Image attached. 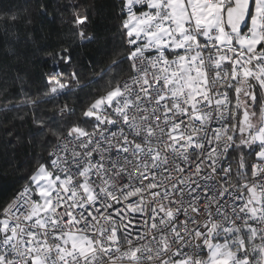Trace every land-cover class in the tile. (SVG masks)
<instances>
[{
	"label": "snow or ice",
	"instance_id": "obj_1",
	"mask_svg": "<svg viewBox=\"0 0 264 264\" xmlns=\"http://www.w3.org/2000/svg\"><path fill=\"white\" fill-rule=\"evenodd\" d=\"M90 7L56 0L70 27L55 42L25 19L45 91L19 74V99L0 87L3 156L24 167L0 200V264H264V0H116L110 36L89 31ZM21 19L0 15L17 60ZM29 118L39 152L22 165L7 137Z\"/></svg>",
	"mask_w": 264,
	"mask_h": 264
},
{
	"label": "trees",
	"instance_id": "obj_2",
	"mask_svg": "<svg viewBox=\"0 0 264 264\" xmlns=\"http://www.w3.org/2000/svg\"><path fill=\"white\" fill-rule=\"evenodd\" d=\"M47 3L49 5V13L55 15V20L49 17H41L37 15V9L40 3ZM56 0H0V15H2L6 10L9 12H19L22 19L19 21L17 27L19 29V39L10 38L6 41L7 45L11 46L14 52L19 54L22 59L17 60L16 56L8 54L5 48V41L0 38V63L7 64L10 66L8 72L7 81L0 80V87H4L5 84L9 86L10 91L13 93L15 99H19L18 95L20 84L16 82L15 77L19 74L24 77L26 83L24 88L26 91H30L32 96L35 98L37 95H42L45 89L41 86V73L49 70V62H45L40 59L43 53L38 54L37 57L29 61L27 58L32 55V50L34 45L27 40V32L24 28V20L31 18L33 24L30 26V30L34 32L37 40L47 32L52 33V42H55L58 35H64L68 32L69 24H61V13L57 12L54 8ZM61 3H78L79 5H92L88 9L87 15L90 17L91 25L89 31H94L97 36L111 35L114 31L112 25L116 23L114 19L113 4L116 0H60ZM27 8V13L23 10ZM81 15L84 14V9H80ZM71 16V12L67 11L64 13V18L67 19ZM11 31V29H10ZM76 53L79 55L80 60L84 63L85 67L83 69V76L87 78L92 74L91 70L88 68V63L90 60L96 59L98 57V52L96 45H86L84 48H77ZM107 62V61H105ZM70 70V69H69ZM96 71H99V66L96 67ZM9 99H13L10 96ZM68 100V103H71ZM64 101H61L59 105L52 103L41 105L42 114L49 115L51 112L59 106H62ZM31 113H29L30 117ZM79 115V113H77ZM9 128L11 126L9 125ZM30 131H34V126L32 125L31 119L29 118L28 124L20 126L17 122L16 132L7 137L8 145H16V136L20 135L23 138L24 143L21 145H16L15 155L18 161L23 165L27 154L32 152H39V145L29 146L28 139ZM6 135L5 133H0V136ZM35 139L38 141L41 137L36 136ZM12 153L9 152V156ZM24 172V167H21L19 172H13V168L5 162L3 156V145L0 143V200H7L11 198V194L14 188L18 187L14 181L22 175ZM7 173L5 176L4 174ZM23 183V181H20Z\"/></svg>",
	"mask_w": 264,
	"mask_h": 264
}]
</instances>
